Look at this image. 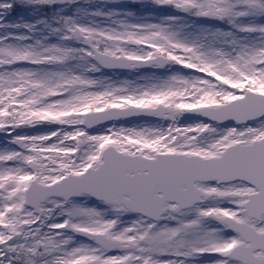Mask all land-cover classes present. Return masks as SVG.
I'll return each mask as SVG.
<instances>
[{"label": "snow or ice", "instance_id": "6c2138e0", "mask_svg": "<svg viewBox=\"0 0 264 264\" xmlns=\"http://www.w3.org/2000/svg\"><path fill=\"white\" fill-rule=\"evenodd\" d=\"M0 264H264V0H0Z\"/></svg>", "mask_w": 264, "mask_h": 264}]
</instances>
